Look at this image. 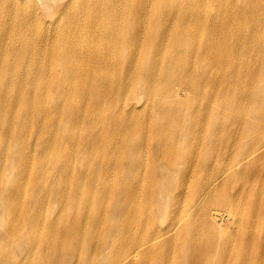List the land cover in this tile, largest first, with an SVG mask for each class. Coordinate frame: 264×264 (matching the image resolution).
<instances>
[{
  "label": "bare ground",
  "instance_id": "6f19581e",
  "mask_svg": "<svg viewBox=\"0 0 264 264\" xmlns=\"http://www.w3.org/2000/svg\"><path fill=\"white\" fill-rule=\"evenodd\" d=\"M3 1L0 264H264V0Z\"/></svg>",
  "mask_w": 264,
  "mask_h": 264
},
{
  "label": "rangeland",
  "instance_id": "374dc122",
  "mask_svg": "<svg viewBox=\"0 0 264 264\" xmlns=\"http://www.w3.org/2000/svg\"><path fill=\"white\" fill-rule=\"evenodd\" d=\"M3 1V0H2ZM5 4H8L9 2L8 1H3ZM31 4H32V2L30 1V0H28V1H26V0H20V1H18V4H17V7L18 8H20V9H22V8H24V10H34L35 9V6L34 5H32L31 6ZM38 4H41V1L40 0H38V3H37V5ZM14 6L15 5H12V6H10L9 8H10V10H16L15 8H14ZM46 22H35L34 23V25L36 26V28H40L42 25H44ZM248 85L250 84V83H247ZM244 105L246 106V107H248V108H250V105H249V103H248V100H244ZM146 117V116H145ZM203 120V119H202ZM207 125L205 124V120H204V124H202V125H200L199 127H198V129H197V131L195 132V137L198 139V140H202L203 138H204V136H205V134H206V132H207ZM232 143H233V139L232 140H229V141H227L226 142V147L224 148L225 149V151H226V156H234L235 155V150L233 149V147H232ZM200 148V146H197V147H195L194 149H193V152H195V151H197L198 149ZM257 148V147H256ZM261 156H258L257 158H256V160H258L259 158H260ZM108 162H109V165H112V164H114V162H115V156L114 157H111V156H109L108 158ZM144 159H146V157H144ZM218 176H219V170H218V167L217 168H215L214 170H212L210 173H207V174H204L203 175V180L204 181H208L209 179H211L210 180V183L214 180V179H216V178H218ZM264 183V180L263 181H258L257 183H256V185L258 186V187H260L261 188V185ZM262 186H264V185H262ZM146 217H144V218H142L141 219V221H142V225H146V226H144V227H141V228H144V229H146V228H148V227H150V223H149V221H148V219H145ZM140 223V222H139ZM221 224L220 225H222V227H223V230H225L226 229V232L228 233V240H230V243H233V233H235L234 232V230H233V228H232V230L230 229V224L227 222V221H222V222H220ZM227 227V228H226ZM252 236L254 235V233H252L251 234ZM252 248H250V250H254V247L255 246H251ZM261 249V248H260ZM260 249L258 250V251H260ZM255 251H257V250H255ZM253 252V251H252ZM262 254L263 255H259V257L261 258V260H262V263H264V248H263V250H262ZM107 258H105V262H106V259H109L110 260V255H108V256H106ZM121 257V254L119 253V252H116L115 253V260H114V263H116L118 260H119V258ZM113 258H114V256H113ZM112 258V259H113ZM223 257H220V258H218L217 259V262L218 263H221V262H223ZM217 262H215L216 264H217Z\"/></svg>",
  "mask_w": 264,
  "mask_h": 264
}]
</instances>
